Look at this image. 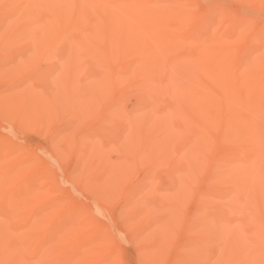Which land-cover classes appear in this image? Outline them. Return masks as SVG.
I'll list each match as a JSON object with an SVG mask.
<instances>
[{
	"label": "bare ground",
	"instance_id": "1",
	"mask_svg": "<svg viewBox=\"0 0 264 264\" xmlns=\"http://www.w3.org/2000/svg\"><path fill=\"white\" fill-rule=\"evenodd\" d=\"M239 1L0 0V109L19 111L0 128V264H122L111 212L149 264H264V0ZM50 56L57 67L43 64ZM32 119L60 121L45 154L13 143ZM65 143L77 163L94 159L86 169L101 171L111 200L130 173L143 176L116 209L88 208L48 170Z\"/></svg>",
	"mask_w": 264,
	"mask_h": 264
},
{
	"label": "rangeland",
	"instance_id": "2",
	"mask_svg": "<svg viewBox=\"0 0 264 264\" xmlns=\"http://www.w3.org/2000/svg\"><path fill=\"white\" fill-rule=\"evenodd\" d=\"M212 1H214V0H196V3L198 5V8H203V7L206 8V7H209V5H211ZM223 1L231 9H232V7H234V9H236L237 8L236 4L237 5L239 4L238 7L243 6V4L239 0H233V2H232V0H223ZM228 2L229 3L232 2V3L228 4ZM235 2H236V4L234 5L233 3H235ZM240 7L238 10H240ZM242 8H244V6ZM258 10H259L260 16L264 18V4H261L259 6ZM24 44H25L24 40H21L19 43H17L16 49L17 50H20V48L26 49L28 46H23ZM43 64L51 65V67L55 68L59 64L58 58L50 56L48 59H45ZM30 83L33 85V87L35 89H38V87H37L38 82L36 80L30 81ZM0 86H4V85L1 84ZM170 102H171V100H167V98L165 96H163L161 98L154 99L153 108L161 113L164 111L165 107ZM0 112H1L0 113V128L2 130L6 129V127L9 125V121H13L12 118L14 119L15 117H17L19 115V111L8 112L4 109H0ZM89 119L90 118L88 117L85 121L87 122ZM58 124H60L59 120H54L50 123H40L39 121H37L35 119H32L31 121L28 120L26 123L20 124L16 128L15 131L11 132V137H12L13 143L15 146H19V145L24 146V148H25L24 150L34 151L37 153L45 154V152L48 149V145H50V140H51L49 128L54 127ZM112 127L115 131H117L118 133H121L124 131L125 122H123L122 118H119L112 123ZM99 141H100V139H99ZM99 141H97V142H99ZM100 142L105 143V141L103 139H101ZM69 146H70V144H68V143H65L64 147L60 146V145L57 146L55 156L59 157L57 160H59L60 163H57L54 168L51 166L50 168H48V170H50L53 174L54 173L56 174L55 178L59 181V183L62 187V190H65V193H63V196H64V194L68 195L69 193H71V195H73V197L75 199L76 198L78 199V202H82L88 208L91 207L94 204V202L99 203L100 200H98V199H101L103 201L102 203L106 206L101 205L102 204L101 202L99 203V205L106 207V209L108 207H112L111 205H115V208H113V209H116V207H118V204L120 206L119 202H121V200H120L117 203L116 198L118 199L119 196L124 194L129 189V187H130V185H128L129 181L133 182L136 179H139L143 176L142 168H138L135 172H133V174L130 173L129 177H126L124 180L122 177L121 181L122 180L123 181L121 182L120 186L117 185L118 189L115 190V188H113V190H112V195L115 191H116V193L113 195L114 199L111 200V197H108L106 195L103 196V194L101 192H99L100 187H97V184L99 183L98 175L101 174V171L99 170V171H96L93 173V172H89L88 169H86L87 165L94 163V159L86 158V159L81 160L80 162L77 163V160L74 158V156H72L73 152L70 150ZM19 151L20 150H18V149H17V151H13L11 153V154H13L12 156H16L19 153ZM112 153L114 155H112ZM110 154H109L110 155L109 158L111 159V161H114L116 159V156H117L116 153L111 152ZM77 165L78 166L80 165L81 170H80V174H79L78 178L76 179L74 177V174L70 173V172H72V169L74 167H76ZM159 177L156 180H153V187L158 188V185L163 187L164 173L160 174ZM38 181L40 183L47 182L46 176H44L42 174H38ZM116 183H118L117 180H116ZM197 187L202 188L203 185L201 186V184H200ZM153 192H154V190L151 189V191L147 194V200L148 201H150V198L153 197V194H151ZM99 193H101V194H99ZM58 195L57 196L60 197L62 194L58 193ZM92 198H96L97 201H94ZM107 203H109V204H107ZM191 207H192V210H191ZM183 209H184L185 214L188 215L191 213V211H193L194 205L193 204H189V205L187 204L184 206ZM186 211H187V213H186ZM111 213H112V215H107L106 219L103 221H104V223L107 224L106 230H108V232L113 236V239L118 238L119 255L121 257L120 258L121 263L122 264H149L151 259H149V257H147L143 254V250L140 248L139 243H137L135 240L134 241L131 240V238H130L131 230L129 228L128 229L123 228V220L121 219V217H118L114 212H111ZM234 215L236 217L237 216L239 217V214L235 213V214H233V216ZM239 226H240V228H242L244 226V224L235 225L232 230H238ZM244 232L246 234H249V232H251V228L249 227V225L244 226ZM181 235L184 236L183 234H180V236H179L180 238H178L179 240H181V238H182ZM225 245H226L225 240H222V239L213 240L212 242H210L208 248H209V251L211 252V254L213 256H215L217 253H219L222 246L224 248ZM172 254H173V250H172ZM228 256L230 257L232 255L228 254ZM229 260L233 261L232 264L234 263V258L229 259ZM164 264H168V263H164ZM242 264H253V263L244 262L242 260Z\"/></svg>",
	"mask_w": 264,
	"mask_h": 264
}]
</instances>
